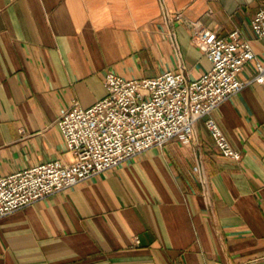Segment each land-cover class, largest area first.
Here are the masks:
<instances>
[{
    "label": "crops",
    "instance_id": "1",
    "mask_svg": "<svg viewBox=\"0 0 264 264\" xmlns=\"http://www.w3.org/2000/svg\"><path fill=\"white\" fill-rule=\"evenodd\" d=\"M264 0H0V174L71 155L57 125L88 107L105 75L211 68L196 23L238 28L264 62L252 19ZM181 18L177 19V13ZM248 60L239 76L256 74ZM240 160L202 118L118 166L0 217V264H264V84L213 112Z\"/></svg>",
    "mask_w": 264,
    "mask_h": 264
},
{
    "label": "built area",
    "instance_id": "2",
    "mask_svg": "<svg viewBox=\"0 0 264 264\" xmlns=\"http://www.w3.org/2000/svg\"><path fill=\"white\" fill-rule=\"evenodd\" d=\"M175 17L180 19L181 13ZM251 24L257 36H264V6ZM192 41L212 62L200 77L190 79L183 70H165L154 77L128 79L110 71L101 99L88 107L74 100L57 119L71 160L53 159L0 174V217L163 146L176 136L191 143L196 139V122L202 118L221 154L240 160V151L230 144L212 112L247 84H264V62L257 59L251 42L238 28L223 36L196 23ZM251 59L256 74L240 78Z\"/></svg>",
    "mask_w": 264,
    "mask_h": 264
}]
</instances>
